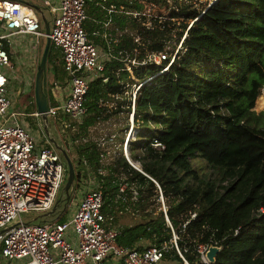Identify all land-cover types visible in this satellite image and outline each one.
Masks as SVG:
<instances>
[{"label":"trees","instance_id":"trees-1","mask_svg":"<svg viewBox=\"0 0 264 264\" xmlns=\"http://www.w3.org/2000/svg\"><path fill=\"white\" fill-rule=\"evenodd\" d=\"M102 1L131 7L130 0ZM172 1L176 9L170 19L151 17L148 27L127 13L115 14L116 26L136 28L142 43L124 34L112 45L116 54L137 46L142 57L147 51L166 49L164 38L170 36L167 50L170 59L174 56L167 71L158 72L153 64L134 68L138 80L152 77L136 92L137 127L135 138L129 140L130 157L160 187L165 213L156 182L121 151L100 161L101 150L89 129L119 109L120 100L110 94L122 92L133 80L124 60L111 58L102 75L89 81L87 113L80 121H69L74 150L86 158L92 177L101 184L102 211L110 222L124 212L143 216L118 226V243L159 245L174 231L190 264H197L196 245L207 242L221 246L211 264H264V109L254 107L264 88V0H231L236 24L221 25L227 38L203 21L206 2L197 8L194 0ZM185 13L192 16L190 21L179 20ZM245 15L252 19L242 21ZM54 49L51 44L47 61L59 79L64 75L62 56L57 58ZM111 101L117 103L112 111L107 105ZM83 170H76V181L85 177L80 176ZM121 180L135 187V198L130 191L119 193ZM57 220H64L62 214ZM165 257L182 261L174 247Z\"/></svg>","mask_w":264,"mask_h":264},{"label":"built area","instance_id":"built-area-1","mask_svg":"<svg viewBox=\"0 0 264 264\" xmlns=\"http://www.w3.org/2000/svg\"><path fill=\"white\" fill-rule=\"evenodd\" d=\"M52 1L42 0V3L51 14L50 41L53 47L60 51L64 75L60 80L53 78L47 82L49 119L62 129L69 127L70 120L80 121L87 113L85 96L89 81L102 75L105 63L111 58L124 60L125 69L133 80L125 83L122 92L110 94L114 100H120L119 109L112 115H103L89 129L93 134L92 139L101 150L100 161H105L108 155L113 156L121 151L133 167L145 173L130 157L129 140L133 139L132 134L136 133L134 120L136 92L140 85L152 76L138 80L133 72L135 67L147 64L158 66V72L167 71L174 56L172 55L170 59V52L167 50L170 49V36L168 37L167 34L164 38L166 49L150 50L139 57L138 47L134 46L130 51L123 49L116 54L113 46L109 44L112 38L109 39L107 46L101 49L88 36L84 27L88 0ZM134 2L139 0H130L132 8L111 6L107 11L117 10L127 13L133 19L141 20V26L146 27L150 25L151 17H161L154 16V12L151 13L152 10L148 7L138 8ZM111 21L113 18L108 17L105 23ZM115 31L114 42L124 34H128L138 44L142 43V35L136 28L116 27ZM17 34L33 35L38 41L44 39L45 32L40 14L33 6L23 1L0 0V257L2 260L6 262L11 259L26 258L20 264H177L176 261L179 260L165 257V253L174 247L182 260L179 263L190 264L178 246L179 235L174 231L168 240H164L159 245L150 243L141 247H128L118 243L117 235L120 230L111 224L110 219L102 211L104 198L102 186L97 181L94 187L88 188L87 185L67 219L34 221L35 215L27 219L21 216L22 212H36L37 215L52 207L64 182L66 165L60 151L49 142L43 131V138L39 143L37 130L22 119L25 115L37 117L36 109L30 111L10 109L9 77L2 66L14 67L9 52ZM179 46L180 42L174 54ZM166 59L168 60L164 62ZM120 82L123 83V80L120 79ZM22 93L23 91H19L18 96ZM107 105L110 111L117 108L115 101ZM155 144L163 147L160 142ZM82 163L85 164L86 160L82 159ZM156 184L160 192V187L157 182ZM118 191L122 195L130 191L132 199L137 195L135 187L129 186L126 180L119 181ZM159 199L165 213L166 207L161 192ZM194 216L195 211L190 212V217ZM166 220L170 226L167 216ZM186 222L182 225L184 226ZM208 244L207 242L196 245L197 264L212 263L206 257Z\"/></svg>","mask_w":264,"mask_h":264},{"label":"rangeland","instance_id":"rangeland-1","mask_svg":"<svg viewBox=\"0 0 264 264\" xmlns=\"http://www.w3.org/2000/svg\"><path fill=\"white\" fill-rule=\"evenodd\" d=\"M194 1H195V5L197 8H200L202 6V4L204 2H206L205 3L206 7L209 6V8L206 11L203 10L204 11L203 21L206 24H208L213 30L218 32L220 35L224 34L225 38H227L228 35H227V33H224V30L221 28V25L225 24V22L227 23L228 27H232L236 24V22H234L232 20V18H234V16H236V12L233 9L234 7L231 3V0H194ZM90 3H92V2H90ZM134 5H137L138 8H147L148 7L150 10H152V11H150L151 13L154 12V16L159 15V16H162V18L164 17L166 19H168V18L170 19L171 11L173 9H176V7H175L176 4L172 0H166V2L164 0H153V1L139 0V2H134ZM41 6L43 8L44 16L50 20V24H51V14H50L49 10L47 9V7L45 5L42 4ZM203 11H201V13ZM185 14H183L179 20H182V18H184V20L190 21L192 16L186 17L187 14L186 15ZM241 19L243 21L244 19L251 20L252 18L249 15H245ZM19 38L23 42L24 48L26 50V51L24 50V52H23L24 55L26 56V60H25V62H27L26 65L22 66V68L19 69L17 62L13 61V59L11 58L12 62L14 63V67L9 68L7 66H2V69L6 72L7 76L9 77L8 83H9V89L10 90L8 91V95H9L10 100H11L10 109H12V110L21 109L24 111H30L34 108L33 107V101H34L33 75L35 72L37 60L39 59V55L41 54V51H42V47H43V43H44L45 38L43 40L40 39L38 41L37 38L34 37L33 35H26V34L19 35ZM55 55L57 56V58L60 56V54H58V53H55ZM21 69H22V71H21ZM63 73H64V70H63ZM52 74L54 75L52 65L49 64V62L47 61V82H50L53 79ZM59 78L62 79L63 75ZM60 83H62V82H60ZM19 91H23L21 96L20 95L18 96ZM254 107L257 109H259V108L264 109V88L261 89L259 95L257 96ZM22 119L24 121H26V123L28 125H31L33 128H35L37 130L36 135H37V137L39 139V143H40L41 139L43 138L42 137L40 118L38 116L37 117H31V116L25 115ZM34 125H36V126H34ZM66 128H68V127H66ZM51 129L54 131V134H56V135H57V132L60 131V134L62 135L63 138H65V136L68 133H70L68 131V129H65V128H63L64 130L63 129L60 130L59 126H57V124H53V123H52ZM63 135H65V136H63ZM132 136H134L133 137V139H134L135 133H133ZM64 145H69V144H65V142H64ZM133 161L137 165V167L140 168L139 162L135 161V160H133ZM74 165H75V171L79 170V165L77 164V162H75ZM75 183H76V177L74 179V184ZM82 194H83V190L81 187H80V189L76 188L74 190V192L72 193V196L70 198L69 203L67 204V206L65 207V209L62 213L63 219L69 218V213H70V211H72L71 208H73V205L75 204V202H77L81 199ZM161 207H162V203H161ZM121 214L122 215L118 216L115 223L111 222L112 225L122 226L124 224L132 223V222H135V221L143 218L142 215H138V214H135L132 212H130V213L124 212ZM34 215H36V212H22L21 213V216L24 219H27L29 216L30 217L32 216V218H33ZM38 220L39 219L36 218L34 221H38ZM146 244H148V243H146ZM25 259L26 258L11 259L10 261L4 262L2 260V258L0 257V264H20ZM176 263L178 264L179 261L178 262L176 261ZM179 264H181V263H179Z\"/></svg>","mask_w":264,"mask_h":264},{"label":"water","instance_id":"water-1","mask_svg":"<svg viewBox=\"0 0 264 264\" xmlns=\"http://www.w3.org/2000/svg\"><path fill=\"white\" fill-rule=\"evenodd\" d=\"M22 1V0H20ZM24 2V1H23ZM26 3V2H25ZM33 6L38 13L40 14L44 32H45V40L43 43L41 54L39 55V59L36 63L35 72L33 75V91H34V103L35 109L37 111V115L40 118L41 128L49 142L60 151L65 165H66V174L64 182L60 188L59 194L55 198V201L52 207L43 212L35 215V218H38V221L52 220L61 215L70 201L72 193L74 192L75 184V166L73 160L69 154L68 149L65 147L63 141L58 137V135L54 134V131L51 129L52 122L48 117V91H47V59L49 54V49L51 46L50 41V20L44 16L43 8L41 5L36 4L34 2L28 3ZM221 249V246L210 242L208 244L206 250V257L210 262L215 261V257L217 252Z\"/></svg>","mask_w":264,"mask_h":264},{"label":"crops","instance_id":"crops-1","mask_svg":"<svg viewBox=\"0 0 264 264\" xmlns=\"http://www.w3.org/2000/svg\"><path fill=\"white\" fill-rule=\"evenodd\" d=\"M22 1L26 2L27 4L32 3V2L39 4V5L43 4L42 0H22ZM52 2H55V0H53ZM90 2H92V3H90ZM111 6H115V5L114 4L105 5V4H103L102 0H88L87 4H86L87 18L84 22V27L88 33V36L91 39H93L94 42L100 46L101 49H104L107 46L110 38H112L114 40V37L116 36L115 28L117 26L115 25L114 19H113V21H111L107 24L105 23V21L108 17L114 18L115 14L118 13L117 10L108 12L107 10ZM115 8H116V6H115ZM130 8H132V6ZM19 35H21V34L16 35V38H15L13 44L10 46V51H11L10 55H11V58L13 59V61L17 62L19 69H20V68H22V66H25L27 62H25L26 56L23 53L25 50L24 44L20 40ZM113 40H110L109 44L113 45V43H114ZM54 51L56 53L60 54V51L57 48H55ZM21 71H22V69H21ZM52 78H54L53 74H52ZM66 127H65V129L69 130V128H66ZM60 130H62V128H60ZM57 135L62 141L65 142V144H69V145H65V146L69 151V154L73 160V163L75 164V162H77V164L79 165V169L84 168V170H83V172H81L80 176H82V173H83L85 175V177L82 180L79 179V181L78 180L76 181L75 189L76 188L80 189V187H81L82 190L84 191L87 188V185H88V187H94L96 184V182H95L96 179L92 177L93 173L90 169V164H89V162H87L86 158L78 157L76 155V152L74 150L76 143L71 138L70 133H68L66 136L63 135V136H65V138L62 137V135L60 134V131L57 132ZM82 159L86 160L85 164L82 163ZM75 204H76V202H75ZM74 206L75 205H73V208H74ZM73 208H71V210H73ZM132 223H134V222H132ZM127 224H131V223H127Z\"/></svg>","mask_w":264,"mask_h":264}]
</instances>
